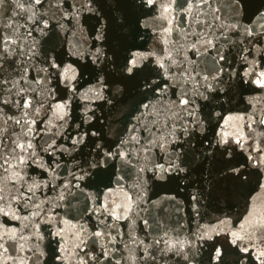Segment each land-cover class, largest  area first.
I'll list each match as a JSON object with an SVG mask.
<instances>
[{"label": "snow or ice", "instance_id": "obj_1", "mask_svg": "<svg viewBox=\"0 0 264 264\" xmlns=\"http://www.w3.org/2000/svg\"><path fill=\"white\" fill-rule=\"evenodd\" d=\"M220 3L0 0V218H7L0 220V264H8L9 259L12 264H43L40 258L44 253L38 243L44 238L41 225H55V209L74 195L73 190L84 191L81 182L92 176L93 170L113 161L122 168L135 169L139 190L119 202L112 199L111 189L89 194L86 199L90 203L81 215L95 218L94 229L73 225L71 246L66 229H56V259L61 264H70L73 254L76 264H137V260L160 264V257L168 253L179 258L177 264H193L203 247L197 242L224 232L231 223L227 218L215 226L198 225V231L187 239L178 235L173 240L165 232L145 242L131 232H122L119 223L128 221L132 227L139 219L150 227L140 216L149 172L154 180H190L193 173L203 172L205 162H211L220 175L244 186L251 174L245 172L246 162L235 159L236 145L248 153L257 178L264 175V143L256 144L253 135L264 138V105L238 117L245 121L248 133L228 131L232 117L223 126H213L212 113L203 111L212 99L219 98L222 85L232 80L237 86L248 84L262 90L248 99L249 105L264 100V9L244 23L243 0H223L222 6H215ZM146 9L157 11L153 21L165 22L159 31L149 22ZM90 20L94 23L85 28ZM141 29H151L158 43L121 58L117 48L129 36L144 40ZM61 33L65 34L63 41ZM67 34L77 37L67 48V55L75 59L68 61L57 51V47L68 45ZM174 34L176 39H172ZM226 49H234L240 57L244 67L239 73L225 56ZM210 51L215 53L209 58L212 70L205 72L200 57ZM129 83L140 99L129 111L123 130L109 124L105 132V117L99 113L128 95ZM109 133L115 135L114 141H107ZM123 179L118 176L117 184ZM191 184L190 202L199 216L207 197L195 180ZM166 199L175 201L176 197ZM180 203L175 206L177 212L182 211ZM227 234L230 243L243 253L238 256L239 264H244L249 253L258 264H264V216L251 211ZM120 243L132 254L117 256ZM130 244L139 250L138 256ZM210 247L209 264H228L227 249ZM23 252L30 255H20Z\"/></svg>", "mask_w": 264, "mask_h": 264}, {"label": "water", "instance_id": "obj_2", "mask_svg": "<svg viewBox=\"0 0 264 264\" xmlns=\"http://www.w3.org/2000/svg\"><path fill=\"white\" fill-rule=\"evenodd\" d=\"M246 4L245 16L243 17L244 23H249L256 14L258 9H264V0H243ZM223 0L220 4L215 6H222ZM6 9L8 6H5ZM155 8V6H154ZM149 13L148 19L152 24V27L157 31L165 23L162 20L156 19L153 21V17L157 16V11L154 9H146ZM10 14V9L5 12L4 20H8V15ZM139 14V13H137ZM141 18H144L143 16ZM94 23V21H88L85 24V28L89 24ZM145 33L144 40H140L138 37L133 39L129 36L124 40L117 48L118 54L123 58V56L128 55L131 51H144L149 48L154 47L158 43V38L153 34L151 29H141ZM65 39V34L61 33L60 40ZM90 39V37H89ZM172 39H176L174 34ZM77 37L67 34V41L69 42L67 46L57 47V51L65 54V60L75 59L70 55H67V48L72 44H75ZM143 45V48H137V46ZM87 47V45H85ZM189 56L194 54L189 52ZM215 53L210 51L205 56L200 57V60L205 61L204 70L205 72L212 70V62L209 59L214 56ZM225 56L232 62V68H234L238 73L244 67L240 57L236 54L234 49H226ZM264 65V61H261ZM232 69L230 68L229 71ZM229 84L232 87L229 89ZM224 91L220 94L218 99H212L209 107L203 109L205 112L212 113V125H224V121L228 120L229 117L233 119L229 121L227 130L228 131H241L242 133H248L245 121L238 119L241 116H247L249 113L253 112V107L259 108L264 105V100L259 102L254 101L253 105L248 104V99L253 96H258L262 90L255 88L254 85L245 84L243 86H237L236 81L232 80L222 85ZM129 93L124 96L119 102H114V105L109 108L106 106L101 116L104 119V131L108 132L107 126L111 124L112 128L115 130H123L125 124L130 119L128 115L129 111L134 107L135 103L140 99L135 87L129 83L128 84ZM215 95V94H213ZM208 103V102H201ZM219 114V115H217ZM258 115V113H256ZM255 127V126H254ZM215 131V127L213 128ZM255 136V143H264V138L257 134ZM115 135L109 133L107 136V141L111 142L115 140ZM249 145H252L253 141L249 139ZM248 145H246L247 147ZM199 147V145H198ZM236 148V153L234 154L235 159L240 162H246L249 166L245 169L246 173L251 174L246 185L239 186L234 181L220 175L213 169L211 162H205L203 172L193 173L190 180H182L180 178H169L167 180H154L151 179L152 174L149 172L147 174V192L145 195V203L141 204L140 216L148 220L150 227H146L141 220H136L132 227H129L128 221L119 222L121 225L122 232H131L139 239H148L153 237L159 238L164 235L165 232L173 240L179 235L180 239H187L191 237L193 233L198 231V225L204 226H215L220 219H229L231 223L225 227L224 232L215 235L211 240H201L197 243L203 245L199 249V253L193 264H209L207 256L211 252V247H220L228 250V264H239L238 256L243 255L239 253L238 250L230 243L231 236L228 235L229 229H235L239 226L242 217L246 216L249 212L255 211L258 216H264V175L257 178V169L251 167V161L248 160V153L241 151L239 146L233 145ZM87 151V150H86ZM259 155V153H255ZM114 165V166H113ZM118 176L124 177V179L117 184L116 178ZM191 180L196 181V187H203L206 199L202 201L203 207L200 209L199 216H196L192 210V204L190 202V193L193 190ZM86 186V187H85ZM81 188L84 189L83 192L80 190H73L74 195L67 196L65 201L62 202V206L55 209L56 224H42L40 227V232L43 234V240H39L40 249L43 251L44 255L40 258L43 264H61L56 256L59 254L57 252V241L58 238L55 235L57 228H65L68 245L71 246V233L75 230L73 225L79 227L80 224H86V226L91 230L95 226V218L89 217L88 215H81L82 210L86 205L90 203L86 199L89 194H99L107 192L109 189L113 190L112 199L117 202L123 200L125 195H134L137 188V175L135 169L129 170V166H120L118 161H113L112 164L106 166L102 169L93 170V175L86 178L85 181L81 182ZM211 192V195L208 193ZM54 195V194H53ZM175 196L176 200H168L166 197ZM156 201V205L151 202ZM177 202H181L180 206L182 211L177 212L175 206ZM163 208L164 211H160ZM23 215V212L21 213ZM7 218H0V220H6ZM64 221H68L67 224ZM19 223V222H9V224ZM134 228V231H133ZM51 232V234H49ZM146 233L148 234L146 237ZM127 237H125V242H127ZM257 246L259 248L261 241L257 239ZM31 243V242H29ZM61 244L60 247H63ZM26 248L28 245L25 246ZM121 249L117 253V256L127 257L132 253L129 249L124 247V243L117 245ZM131 249L135 250V254L138 256L139 250L135 249V245H129ZM98 250V249H97ZM12 249L9 248V255H11ZM20 255H30V253L23 252ZM34 259V258H33ZM179 260L178 257H174L172 253H168L166 256L160 257V264H177ZM8 264H12L11 259H9ZM31 264V261L28 262ZM65 264H69L68 261ZM70 264H76V257L73 254ZM121 264H125L121 261ZM137 264H140L137 260ZM244 264H258L254 256L249 253L248 258L244 261Z\"/></svg>", "mask_w": 264, "mask_h": 264}]
</instances>
